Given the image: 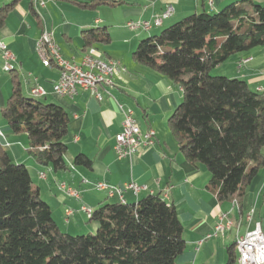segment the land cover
Here are the masks:
<instances>
[{"label": "trees", "instance_id": "1", "mask_svg": "<svg viewBox=\"0 0 264 264\" xmlns=\"http://www.w3.org/2000/svg\"><path fill=\"white\" fill-rule=\"evenodd\" d=\"M71 1L87 8L111 4ZM14 3L0 7V26ZM81 37L84 48L110 41L103 27L85 30ZM259 46H264V4L242 0L214 14L188 15L141 39L132 53L136 62L181 88L182 99L167 119L169 130L185 159L210 172L209 188L217 200L235 202L239 211L264 166V89L210 71ZM11 83L0 120L13 134L26 135V152L37 164L54 172L68 170L67 112L26 96L17 74ZM73 165L88 167L91 160L79 154ZM88 221L97 223L94 233L61 231L27 167L0 145V264H175L185 248L177 210L160 194L137 203L105 202ZM235 248L227 246L223 264H235Z\"/></svg>", "mask_w": 264, "mask_h": 264}, {"label": "crops", "instance_id": "2", "mask_svg": "<svg viewBox=\"0 0 264 264\" xmlns=\"http://www.w3.org/2000/svg\"><path fill=\"white\" fill-rule=\"evenodd\" d=\"M12 1H15L14 6L0 26V41L14 55L13 72L10 73L2 69L0 52V108L11 93L13 74H17L26 96H31L29 89L32 86L42 87L46 94L37 99L60 105L69 116L68 133L64 139L67 146L64 158L69 169L54 172L49 167L37 164L25 152L27 137L24 136L25 143L23 136L13 134L3 120H0L3 132L0 145L13 161L27 167L32 185L38 188L61 231L72 235L95 231L97 223L92 221L87 224L88 218L81 211V206L87 205L94 210L105 202L118 201L116 197L109 198L105 191L95 190L91 185L94 182L120 188L134 182L146 186V189L137 194L129 189L124 190L122 195L127 203H137L148 195L160 194L167 204L175 207L185 241V248L175 264H223L226 261L227 246L236 243L235 228L223 236L205 237L212 232L220 213H229L241 224L239 234L257 222L264 227V166L250 184L241 211L234 202H219L209 188L210 172L205 166L192 165L185 159L168 127L167 119L182 99L181 88L166 76L132 58L141 39L159 34L188 15L214 14L242 0H109L111 4H101L96 8L81 7L71 0H43L45 5L37 9L32 8L31 0H0V7ZM252 1L264 4V0ZM167 5H172L173 12L162 20L161 25L149 30H132L126 26L129 21L152 20ZM102 27L110 35L109 43L84 48L82 32ZM44 28L53 33L64 59L79 63L85 56H92L120 63L124 70L114 76L113 85L107 88L110 95L103 93L99 101L84 90L73 98L54 94L52 88L58 80L59 69L56 66H43L36 52L37 41ZM242 58L250 61L237 68V62ZM217 67H224V63ZM223 70L232 78L247 81L252 89L264 86V61H257L252 55H239L232 65L228 64ZM116 102L132 110L142 131L148 128L155 131L151 146L141 148L131 157L120 159L114 151V137L121 130L123 115ZM79 154L91 160V165H73L74 158ZM40 171L46 173L45 179L38 177ZM83 179L89 183L83 184ZM59 181L78 189L80 198H70L58 192L56 186ZM67 208L72 209L68 221L65 220ZM251 208L254 212L248 224L246 214ZM235 264L239 263L236 261Z\"/></svg>", "mask_w": 264, "mask_h": 264}, {"label": "built area", "instance_id": "3", "mask_svg": "<svg viewBox=\"0 0 264 264\" xmlns=\"http://www.w3.org/2000/svg\"><path fill=\"white\" fill-rule=\"evenodd\" d=\"M45 2L43 0H31L33 9L43 7ZM173 12L172 5H167L160 15H156L152 20H138L129 21L126 26L132 30H149L153 26H159L164 18L169 17ZM0 52L2 59L6 60V65H13L14 55L7 48V46L0 41ZM36 52L40 58L42 65L45 67L56 66L59 69V77L53 83V92L60 97L73 98L80 90L89 91L90 94L97 100H102L103 93L110 95L107 88L113 85L114 76L124 68L118 61L105 60V59H83L81 62L76 63L64 59L60 52L59 47L53 39V33L48 29H43L40 38L37 41ZM250 59H241L237 63V68H242ZM264 86L256 87V90L261 91ZM29 91H37L44 96L45 90L38 86H32ZM103 91V92H102ZM118 109L123 115L121 122V130L115 135L114 151L117 158L131 157L136 154L141 148L149 147L154 142L155 131L148 128L142 131L134 117L132 110L124 108L122 104L116 102ZM3 135L0 129V136ZM40 179L46 178L44 171L38 172ZM83 184H88V180L83 179ZM95 190L105 191L109 198H117L118 201L125 203L122 193L124 190L129 189L137 194L139 191L146 189V186L138 185L134 182L127 183L124 188L108 185L104 182L91 183ZM56 188H63L64 195L70 198H80V191L71 187L64 181H59V186ZM87 218H90L93 210L87 205L81 206ZM254 209L251 208L247 211V223L252 220ZM72 214V209L65 210V220ZM233 217L229 213H220L216 217V222L213 226L212 232L205 237H218L223 236L232 228ZM236 240L243 242V254L241 256V264H264V227H261L257 222L252 228L247 229L243 234L236 237ZM199 244L201 241L198 242Z\"/></svg>", "mask_w": 264, "mask_h": 264}, {"label": "rangeland", "instance_id": "4", "mask_svg": "<svg viewBox=\"0 0 264 264\" xmlns=\"http://www.w3.org/2000/svg\"><path fill=\"white\" fill-rule=\"evenodd\" d=\"M247 54H249V55H252L253 57H255L256 58V60L258 61V60H262V61H264V46H259V47H255V48H253V49H251V50H248V51H244V52H240V53H237V54H234V57H231L230 58V60H226L225 62H224V67H215L214 69H212L211 71H210V75H212V76H217V75H222V76H226V77H229V78H232L231 76H230V74H226L225 72H223L224 70H223V68H226V66L228 65V64H233L234 63V61L236 60V58L239 56V55H247ZM238 63V62H237ZM40 96H37V97H34L35 99H37V98H39ZM38 100V99H37ZM20 135H22L23 137H22V139L24 140V142L26 141V137H24V136H26L25 134H20ZM26 143V142H25ZM26 147V146H25ZM25 150V149H24ZM26 152V151H25ZM92 222L91 221H88V223L87 224H91ZM243 230V227H242V229H241V231ZM90 233H94V231H92V232H90ZM85 234H87V233H85ZM78 235H81V234H78Z\"/></svg>", "mask_w": 264, "mask_h": 264}, {"label": "bare ground", "instance_id": "5", "mask_svg": "<svg viewBox=\"0 0 264 264\" xmlns=\"http://www.w3.org/2000/svg\"><path fill=\"white\" fill-rule=\"evenodd\" d=\"M94 58H95V57H92V56H85L83 59H94ZM83 59H82V60H83ZM95 59H99V58H95ZM242 59H248V58H242ZM239 61H241V59H240ZM239 61H238V62H239ZM2 69H3L4 71H6V72H10V71L13 70V65H6V60L3 59ZM30 95L35 96V97H37V96H42V95L39 94V92H37V91H30ZM57 186H59V183L57 184ZM56 189H57L58 192L64 194V190H63V188H56ZM234 204L236 205L235 202H234ZM236 221H237V220H235V219L232 221V228H231V229L235 228V230H236V237H237V236H240V234H239V229H240L241 224H240L238 221H237V222H236ZM246 221H247V214H246ZM235 245H236V252H237V258H236V261H237L239 264H241V256H242V254H243V242H242L241 240H236Z\"/></svg>", "mask_w": 264, "mask_h": 264}]
</instances>
